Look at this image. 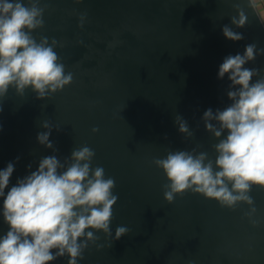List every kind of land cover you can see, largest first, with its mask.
<instances>
[{
  "label": "water",
  "instance_id": "obj_1",
  "mask_svg": "<svg viewBox=\"0 0 264 264\" xmlns=\"http://www.w3.org/2000/svg\"><path fill=\"white\" fill-rule=\"evenodd\" d=\"M237 2L248 16L244 28L231 24ZM249 2L40 0L47 6L44 26L32 35L37 42L47 37L63 44L54 51L74 80L45 99L31 89L18 95L13 88L0 98V170L14 163L10 188L45 156L63 161L84 145L95 151L91 166H102L105 178L116 182L113 237L117 226L129 233L115 240L94 232L99 239L78 264H264V190L254 186L250 193L257 209L253 219L259 221L254 227L246 204L232 210L191 191L168 204L162 188L167 178L152 163L168 150L193 148L214 160L217 141L202 116L231 103V82L227 75L218 78L219 65L228 55L243 54L249 43L264 48V23ZM81 13H87L83 27ZM224 25L244 39H226ZM245 67L264 69V55ZM177 115L187 121L192 138L178 131ZM44 121L53 127L49 139L55 151L37 141L47 131ZM93 127L99 131L93 133ZM8 230L0 214V237Z\"/></svg>",
  "mask_w": 264,
  "mask_h": 264
},
{
  "label": "clouds",
  "instance_id": "obj_2",
  "mask_svg": "<svg viewBox=\"0 0 264 264\" xmlns=\"http://www.w3.org/2000/svg\"><path fill=\"white\" fill-rule=\"evenodd\" d=\"M247 6L254 8V3ZM46 7L40 0H0V98L13 88L18 95L31 89L38 99H45L73 83L74 74L66 73L62 58L54 51L63 44L56 39L49 43L47 37L37 42L32 35L43 28ZM232 7L237 15L230 17L231 24L244 28L248 23L244 7L239 2ZM86 16L79 15L80 27ZM222 33L233 42L244 39L243 33L229 25L222 27ZM260 55L264 48L249 43L243 54L228 55L219 65L218 78L227 75L231 82L227 90L231 103L215 112L209 108L202 116L206 131L217 141L212 145L214 160L196 148L168 150L165 157L152 160L167 178L162 188L168 204L188 191L232 210L246 204L245 216L258 226L250 193L254 186L264 190V69L245 65ZM175 123L185 139L194 136L181 116L175 117ZM42 127L47 131L37 134L38 143L55 151L49 139L53 127L47 121ZM98 131L92 128L93 133ZM94 157L95 151L87 145L74 148L63 161L56 155L45 156L35 171L18 178L10 188L14 163L0 170V214L9 226L0 237V264H49L65 256L67 264H78L85 250L99 239L94 232L115 240L129 233L126 226H117L113 237L110 224L118 199L113 194L116 182L105 178L102 166H91ZM27 167L31 169V164Z\"/></svg>",
  "mask_w": 264,
  "mask_h": 264
},
{
  "label": "crops",
  "instance_id": "obj_3",
  "mask_svg": "<svg viewBox=\"0 0 264 264\" xmlns=\"http://www.w3.org/2000/svg\"><path fill=\"white\" fill-rule=\"evenodd\" d=\"M260 17L264 18V0H252Z\"/></svg>",
  "mask_w": 264,
  "mask_h": 264
}]
</instances>
